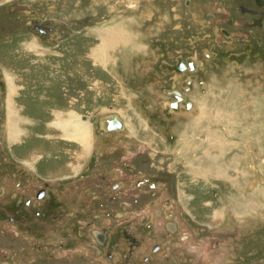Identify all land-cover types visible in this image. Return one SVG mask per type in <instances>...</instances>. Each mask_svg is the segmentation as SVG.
<instances>
[{
	"label": "rangeland",
	"instance_id": "374dc122",
	"mask_svg": "<svg viewBox=\"0 0 264 264\" xmlns=\"http://www.w3.org/2000/svg\"><path fill=\"white\" fill-rule=\"evenodd\" d=\"M182 1L0 0L11 139L0 141V264H264V33L258 43L232 28L208 43L193 20L205 19L204 0ZM36 12L56 22L48 37L17 20ZM178 54L198 68L160 69ZM112 115L122 128L103 125ZM42 188L35 206L9 197ZM34 209L69 217L25 228L5 217ZM84 220L96 224L81 233ZM111 224L98 249L93 231ZM126 226L140 240L132 253Z\"/></svg>",
	"mask_w": 264,
	"mask_h": 264
},
{
	"label": "flooded vegetation",
	"instance_id": "af4514ba",
	"mask_svg": "<svg viewBox=\"0 0 264 264\" xmlns=\"http://www.w3.org/2000/svg\"><path fill=\"white\" fill-rule=\"evenodd\" d=\"M182 3L188 7L191 5V0H183ZM204 3L207 7V10L203 13V16L205 19L197 20V18L193 17V20L196 21V23L200 24L203 28V30L199 31L201 34H203L204 39H207L208 43H212L214 41V38H217L218 36H221L226 39L232 38L233 31L230 29H237L238 31H246L245 37H247V41H256L258 43H261V35L264 33V0H204ZM172 12L171 16L173 19H178L180 15L176 12V8L174 6H171ZM83 21H80L82 23H85L86 17H82ZM19 23H21L22 29H24V32L27 33H34L38 34L39 37H48V31H51L53 27L56 26V22L50 19L48 21V14L40 15L36 13L25 15L23 18L17 19ZM17 22V23H18ZM78 23V21L76 22ZM199 25V28H201ZM71 27L63 26V31L68 32V30ZM193 39L198 40L200 39L199 36H194ZM237 45H241L242 49L245 51H249V54L252 50V43H237ZM205 54L207 56L213 55L212 52H209L205 50ZM215 54V53H214ZM216 55V54H215ZM197 59L195 57H189L184 56L181 54H178L174 57V60L172 62L170 61H162L160 63V69L162 71H165L167 73H174L175 77H179L185 72H194L198 68V64L196 62ZM224 62H229L230 59L228 57H223L222 59ZM201 65H199L200 67ZM182 73V74H181ZM192 79H188L190 81ZM176 93V101H172L170 107L177 106L179 107V99L182 98V95ZM191 105V104H190ZM190 105H188L190 107ZM4 112V105L2 100H0V136L3 135L2 132V125L4 121L3 117ZM109 117V116H107ZM115 119L118 120L117 117H112L111 119H104L103 125L108 127L107 129H119L122 128V122L120 124L115 122ZM116 127V128H114ZM10 127H5V137L1 138L0 141H3V143L8 141L10 142V135H9ZM13 142V140H12ZM14 143V142H13ZM15 173H22V170L17 169ZM46 186H49V184H46ZM7 189L4 185H0V199L7 198ZM47 192L45 189H38L36 190L33 195H27L23 199H21L20 196H18V193H13L9 197L13 200V202L16 203L17 206L22 205L23 207L26 206H35L37 200H43L47 197ZM9 202V201H8ZM4 204H0V212L4 209ZM45 217H44V216ZM41 216V211H38V209H34V216H30L29 218L24 219L23 221H18L17 217L11 213H7L5 217H7V220L12 223H17L19 227L25 228L26 226H29L32 223H42L44 225H51L52 223L50 221H54L53 223L55 226L60 225L64 218H68L69 214H51V215H45L43 214ZM95 221H88L84 220L81 222V225L79 227V231L82 233L84 232L88 227L92 226L93 224H96ZM114 225L111 224L109 227H103L100 230H94L93 231V237L96 241L97 248L99 249L101 246H104V244L109 241V238L112 234V229ZM122 238L126 241H128V249L129 252L132 253L133 249L137 247L140 244V240L136 238L131 229L126 227H123L121 230ZM43 246L38 247L39 249L34 252L36 254L37 252L42 249ZM129 253V254H130ZM7 264V263H3ZM131 264V263H127Z\"/></svg>",
	"mask_w": 264,
	"mask_h": 264
},
{
	"label": "bare ground",
	"instance_id": "6f19581e",
	"mask_svg": "<svg viewBox=\"0 0 264 264\" xmlns=\"http://www.w3.org/2000/svg\"><path fill=\"white\" fill-rule=\"evenodd\" d=\"M112 33H111V31L109 32V35H111ZM112 117H117V116H109V117H106L105 119H111ZM118 118V117H117ZM115 122L116 123H119L120 124V122H119V120H117V119H115ZM70 125H72V127H73V129H74V135L75 136H77V137H79V139H81V141H83V142H85L87 139H86V136H87V127H86V125L85 124H83V122H80L78 119H73L72 121H71V124ZM65 127V126H64ZM106 128H108V127H106ZM65 129V128H64ZM12 132V131H11ZM9 135H10V133H9ZM12 135V134H11ZM210 136H212V135H210ZM78 141H80V140H78ZM82 144H84V146L85 147H87L88 145V143H82ZM230 198V197H229Z\"/></svg>",
	"mask_w": 264,
	"mask_h": 264
},
{
	"label": "water",
	"instance_id": "95a60500",
	"mask_svg": "<svg viewBox=\"0 0 264 264\" xmlns=\"http://www.w3.org/2000/svg\"><path fill=\"white\" fill-rule=\"evenodd\" d=\"M119 124V123H118Z\"/></svg>",
	"mask_w": 264,
	"mask_h": 264
}]
</instances>
